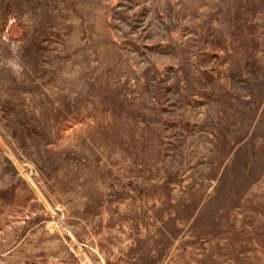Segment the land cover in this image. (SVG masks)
Segmentation results:
<instances>
[{"label":"rangeland","instance_id":"obj_1","mask_svg":"<svg viewBox=\"0 0 264 264\" xmlns=\"http://www.w3.org/2000/svg\"><path fill=\"white\" fill-rule=\"evenodd\" d=\"M0 264H264V0H0Z\"/></svg>","mask_w":264,"mask_h":264}]
</instances>
